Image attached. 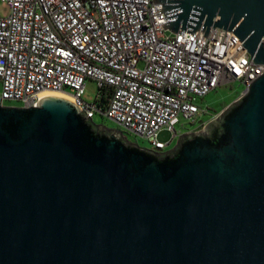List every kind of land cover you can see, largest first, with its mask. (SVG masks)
<instances>
[{
	"label": "water",
	"instance_id": "obj_1",
	"mask_svg": "<svg viewBox=\"0 0 264 264\" xmlns=\"http://www.w3.org/2000/svg\"><path fill=\"white\" fill-rule=\"evenodd\" d=\"M153 1L264 64V0ZM0 264H264V73L165 152L64 97L0 102Z\"/></svg>",
	"mask_w": 264,
	"mask_h": 264
},
{
	"label": "built area",
	"instance_id": "obj_2",
	"mask_svg": "<svg viewBox=\"0 0 264 264\" xmlns=\"http://www.w3.org/2000/svg\"><path fill=\"white\" fill-rule=\"evenodd\" d=\"M0 1L9 8L0 16L2 105L36 106L46 91L65 92L92 120L103 114L157 152L182 135L178 124L195 132L207 123L209 108L196 98L234 81L245 92L264 73L228 30L167 36L153 0ZM88 79L99 85L92 103L83 100ZM164 129L173 134L166 143Z\"/></svg>",
	"mask_w": 264,
	"mask_h": 264
},
{
	"label": "rangeland",
	"instance_id": "obj_3",
	"mask_svg": "<svg viewBox=\"0 0 264 264\" xmlns=\"http://www.w3.org/2000/svg\"><path fill=\"white\" fill-rule=\"evenodd\" d=\"M9 14V8L6 2L0 1V16H7ZM167 36H172L173 33L170 31L166 32ZM245 90V86L239 82L234 81L227 85L220 86L218 89L211 91L204 98H196L197 102L204 107L209 108L208 114L205 117V120L209 122L210 120L219 116L229 104L236 101L241 97L242 93ZM2 91V83L0 81V93ZM99 94V85L98 82L94 79H88L86 82L85 93L83 96V100L92 103L96 100V96ZM5 105L8 106H23L20 101L16 100H6ZM93 122L98 125H102L108 129H117L121 130L120 125L114 120L104 116L103 114L97 113L94 116ZM206 125V124H205ZM200 127L198 131L202 130L204 127ZM193 129V125L186 124L183 126L182 124L177 125V130L181 132V134H185ZM172 132L167 129L161 130L158 136V139L161 142H168L172 138ZM127 137L132 142L138 144L143 148H151V143L148 139L135 136L132 134H127ZM179 138L174 140L171 145L168 147V150L172 149L178 141Z\"/></svg>",
	"mask_w": 264,
	"mask_h": 264
},
{
	"label": "bare ground",
	"instance_id": "obj_4",
	"mask_svg": "<svg viewBox=\"0 0 264 264\" xmlns=\"http://www.w3.org/2000/svg\"><path fill=\"white\" fill-rule=\"evenodd\" d=\"M43 96H60L67 98L73 102V98L70 94L65 93V92H58V91H46L43 93Z\"/></svg>",
	"mask_w": 264,
	"mask_h": 264
}]
</instances>
